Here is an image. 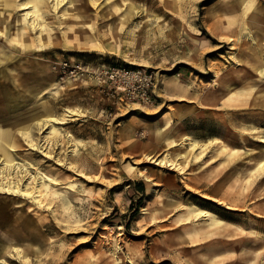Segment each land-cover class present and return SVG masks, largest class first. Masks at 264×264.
<instances>
[{
  "label": "rangeland",
  "instance_id": "374dc122",
  "mask_svg": "<svg viewBox=\"0 0 264 264\" xmlns=\"http://www.w3.org/2000/svg\"><path fill=\"white\" fill-rule=\"evenodd\" d=\"M0 16V161L56 180L0 175L1 258L264 264V0H5Z\"/></svg>",
  "mask_w": 264,
  "mask_h": 264
},
{
  "label": "bare ground",
  "instance_id": "6f19581e",
  "mask_svg": "<svg viewBox=\"0 0 264 264\" xmlns=\"http://www.w3.org/2000/svg\"><path fill=\"white\" fill-rule=\"evenodd\" d=\"M38 1H40V0H38ZM56 1H57V4H58V3L64 2L65 0H56ZM2 3H5V0H0V4H2ZM70 3H72V1H70ZM27 4H28V2L27 3H23L22 5L24 7H27L26 6ZM28 13L29 12L27 11L26 12V15H28ZM0 18H1V16H0ZM62 121L59 122V118L54 117V116H49V117L42 118L39 121V123H41L42 126L50 127V132H53L54 133L56 131V128H55V126L53 124L54 123H63ZM29 144H30V146H33L34 145V143L32 142V140H31V142ZM158 162L161 163V164H165L166 163L168 165H171V167H177V164L176 163L174 164V162H172L166 156H164L163 158H161ZM0 163H1L0 164L1 165L0 166V175L1 174L3 176L6 175L5 176L6 179H8L7 178L8 177V174H13L14 169L15 168H18V169H20L19 171L21 173L24 172V174H22L21 176H26L27 178H30L31 180L37 181V183H44L45 182L44 184H45L46 187L49 184V182H47V181H51L52 183H56V180L53 177H51V176H49L47 174H44V173H41V174H30L28 172L27 166H25L24 164H21V163H19L17 161H9L7 159L2 158L1 161H0ZM4 171H5V174H4ZM14 185H15V187L12 188V186L9 184L6 189L9 190L11 188L12 191L17 192L18 191V187L16 185V182L14 183ZM37 191L40 192L39 191V188H37ZM21 193H23V194H29L30 192H24V191H22ZM15 249L17 250V253L18 254H21L20 253L21 252V249L19 250V247H15ZM0 264H9V263L6 260H4L3 258L0 257Z\"/></svg>",
  "mask_w": 264,
  "mask_h": 264
},
{
  "label": "crops",
  "instance_id": "0c3cea01",
  "mask_svg": "<svg viewBox=\"0 0 264 264\" xmlns=\"http://www.w3.org/2000/svg\"><path fill=\"white\" fill-rule=\"evenodd\" d=\"M3 109H6L7 110V101L5 100H0V129H2L3 131H6L7 129V122H8V119L11 118V121L13 120L12 117H9L6 115V113L4 112ZM8 111V110H7ZM12 116V115H11ZM4 128V129H3ZM0 134H2V132H0ZM1 136H0V144H1ZM8 153L5 151V149L1 148L0 147V156H6L8 157ZM188 209H192V211H194L195 214H197L196 211H207V210H204V209H201V208H197V207H188ZM3 255H1L0 257H2Z\"/></svg>",
  "mask_w": 264,
  "mask_h": 264
},
{
  "label": "built area",
  "instance_id": "2783aa9c",
  "mask_svg": "<svg viewBox=\"0 0 264 264\" xmlns=\"http://www.w3.org/2000/svg\"><path fill=\"white\" fill-rule=\"evenodd\" d=\"M67 66V63H63V69H66V68H68V67H66ZM114 69H111L110 71H109V78H113V77H115L116 76V73H114V71H113ZM70 71H72L71 73H73L74 71H75V68H72ZM105 73H108V70H106L105 71ZM121 73H123V74H130V75H135V76H138V73H140L138 70L137 71H130V70H125V69H123V71H121ZM147 79H148V82L151 80V75H148L147 76ZM119 86V85H118ZM118 89H123L124 87L122 86V87H117ZM124 90V89H123Z\"/></svg>",
  "mask_w": 264,
  "mask_h": 264
}]
</instances>
